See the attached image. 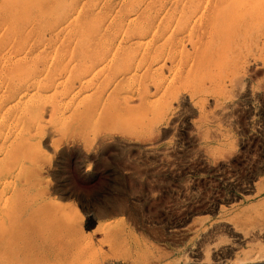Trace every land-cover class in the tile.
Returning a JSON list of instances; mask_svg holds the SVG:
<instances>
[{
    "label": "rangeland",
    "instance_id": "obj_1",
    "mask_svg": "<svg viewBox=\"0 0 264 264\" xmlns=\"http://www.w3.org/2000/svg\"><path fill=\"white\" fill-rule=\"evenodd\" d=\"M0 264H264V0H0Z\"/></svg>",
    "mask_w": 264,
    "mask_h": 264
},
{
    "label": "bare ground",
    "instance_id": "obj_2",
    "mask_svg": "<svg viewBox=\"0 0 264 264\" xmlns=\"http://www.w3.org/2000/svg\"><path fill=\"white\" fill-rule=\"evenodd\" d=\"M258 1H260V0H258ZM230 2V1H229ZM240 5V4H239ZM242 5V4H241ZM248 5V3L246 4V6ZM243 6H245V4H243ZM245 6V7H246ZM256 6V5H255ZM240 7V6H239ZM244 8V7H243ZM249 8H252L251 6L249 7ZM254 8V7H253ZM253 8H252V10H253ZM238 9V8H237ZM247 9V8H246ZM241 10V9H240ZM245 10V9H244ZM243 9L241 10V11H244ZM237 12V11H236ZM246 12V11H245ZM247 13V12H246ZM246 13H244V14H246ZM242 15H243V13H242ZM216 16V15H215ZM238 16H240V15H238ZM245 16V15H244ZM214 17V16H213ZM246 17V16H245ZM215 18V17H214ZM213 18V19H214ZM237 19V18H236ZM240 19H241V17H240ZM242 19H244V17L242 18ZM239 20V19H238ZM233 22V21H232Z\"/></svg>",
    "mask_w": 264,
    "mask_h": 264
}]
</instances>
